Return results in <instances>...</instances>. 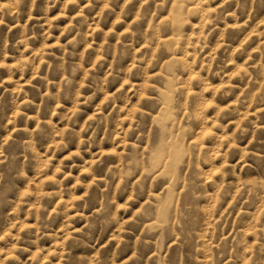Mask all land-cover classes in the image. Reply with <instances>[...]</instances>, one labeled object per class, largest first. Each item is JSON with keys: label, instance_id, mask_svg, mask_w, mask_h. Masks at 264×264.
Returning a JSON list of instances; mask_svg holds the SVG:
<instances>
[{"label": "rangeland", "instance_id": "obj_1", "mask_svg": "<svg viewBox=\"0 0 264 264\" xmlns=\"http://www.w3.org/2000/svg\"><path fill=\"white\" fill-rule=\"evenodd\" d=\"M0 264H264V0H0Z\"/></svg>", "mask_w": 264, "mask_h": 264}]
</instances>
